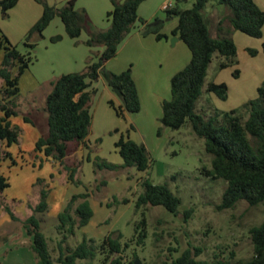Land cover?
<instances>
[{
  "label": "trees",
  "instance_id": "16d2710c",
  "mask_svg": "<svg viewBox=\"0 0 264 264\" xmlns=\"http://www.w3.org/2000/svg\"><path fill=\"white\" fill-rule=\"evenodd\" d=\"M114 8L108 12L110 25L106 29L97 28L85 8H78L76 0H68L61 6L45 4L40 19L32 26L25 37V44L34 48L36 43L30 42L44 37L45 29L55 17L63 21L66 32L71 38H78L83 31L89 33L86 44L102 46V51H93L83 71L64 73L54 79L52 91L46 98L48 113V133L42 135L35 144V150L47 158L63 163L69 154V144L84 142L90 133L92 123L91 102L93 92L88 90L92 82L103 77L109 88L120 100L111 105L118 115L127 112H138L141 100L131 68L115 73L106 68V63L118 53L119 45L132 31L138 21L146 24L139 15V7L145 0H112ZM176 4L165 10L166 18H178V25L173 30L189 47L192 57L190 62L177 71L171 78V97L162 105L161 122L171 129L178 130L190 122L194 132L205 139V150L212 156V168L203 166L206 176L212 180L224 179L227 183L219 209L234 207L245 200L255 206L264 203V82L258 87L255 98L249 99L241 108L231 111H215L206 116L197 111V102L204 91L215 93L227 99L228 85L225 82H207L209 68L214 57H219V66L225 68L235 62L238 47L234 39L224 32L214 36L205 16L210 0H195L189 8H181ZM218 4L230 9L225 16L235 30H240L252 37L261 38L264 29V9L255 0H217ZM18 0H0V8L6 12L14 7ZM161 27L154 30L146 27L143 33L154 32L159 39L168 37L160 32ZM63 38L58 34L51 37L52 42ZM3 60L0 65V192L11 185L8 175L2 172L1 165L10 159L12 165L18 161L7 149L20 142L22 128L12 121L18 116L16 99L20 94L19 79L33 61L32 49L23 52L13 44L0 28V51ZM264 52V42L262 44ZM249 53L256 55L259 50L250 48ZM25 121L35 123L26 114ZM116 146L123 158V167L135 166L140 171H147L151 166V157L147 147L130 138L122 137ZM20 152H23L20 149ZM100 168H116L118 165L103 160ZM68 180L74 184L77 167L65 165ZM45 179H38L42 184ZM144 191L137 199V208L146 205H163L173 213L178 212L181 198L175 194L167 183L157 184L150 179L142 182ZM91 192L74 194L58 215L57 229L63 234L58 241L59 255L53 257L48 239L42 231L40 214L49 211L48 189L41 190L40 201L33 206V213L21 220L27 233L32 236L31 248L37 258V264H80V260L93 259L100 251L104 255L101 264H127L124 251L130 245L123 242V234L118 237L105 236L99 245L95 239L84 238L75 247L65 245L68 237L74 236L77 229L86 226L94 216L90 201ZM13 220L19 217L9 205L0 201ZM192 210L187 213L190 214ZM147 219L144 216L137 223L135 238L142 244L147 238ZM253 243V255L248 259H239L234 264H264V221L250 229ZM134 238L131 239L133 241ZM191 249L183 251L179 256L164 264H203ZM129 264H136L134 260Z\"/></svg>",
  "mask_w": 264,
  "mask_h": 264
},
{
  "label": "rangeland",
  "instance_id": "374dc122",
  "mask_svg": "<svg viewBox=\"0 0 264 264\" xmlns=\"http://www.w3.org/2000/svg\"><path fill=\"white\" fill-rule=\"evenodd\" d=\"M194 1L190 0L189 7ZM255 1L264 9V0ZM46 3L55 5L57 0H18V3L6 12L0 8V28L3 33L7 31L14 39L16 38L12 43L23 52L32 49L33 53L31 68L29 66V71L20 76V94L16 99V110L21 117L26 114L32 117L39 112L43 120H46L48 115L45 108L46 98L53 85L50 81L39 78L35 73V67L42 64L50 67L54 64L55 54L61 45L47 41V48L43 44L41 46L43 37L38 40L33 38L30 42L36 45L30 48L24 40L32 26L40 19L41 16L38 15L44 11ZM226 8L228 7L218 4L217 0H210L206 7L208 11L214 9L220 12ZM160 15L165 16V10L161 11ZM207 19L210 20L208 17ZM170 25L169 23L168 26ZM22 30L24 34L19 36V39L25 37L22 42H18L17 36ZM167 32L170 33L169 28ZM233 32H237L235 37ZM228 34L238 47L236 60L229 66L221 68L220 59L216 55L206 80L225 82L229 89L228 97L223 99L205 90L197 102V111L206 116L212 115L215 111L224 112L241 108L249 99L257 96L258 87L264 82V54L249 53L250 48L259 50L258 47L262 46L264 29L261 38L252 37L235 29L229 30ZM147 43V51L144 54L151 56L153 45ZM175 51L177 54L179 47H176ZM3 55L4 52L1 50L0 65ZM145 56L143 55L144 59ZM165 69L166 62L164 67L159 68V82L155 76L159 84L165 81ZM32 76L36 77V80L39 78V84H36ZM149 90L152 91L150 86ZM158 91L166 99H170L171 83L169 90L161 87ZM143 98L144 103H141L138 112L125 111L118 115L106 96L99 102L93 93L92 123L87 137L89 141L86 154L84 153L86 157L83 159L82 156L79 162L74 160L70 163L77 167L76 179L81 181L79 184H65L63 180L65 167L61 165L49 161L41 167V162L37 161L35 166V159L27 149L33 141L31 133L29 129H22L20 142L7 148L17 159L18 164L12 165L8 159L1 165L2 172L9 176L11 182L4 194H8L12 211H19L22 208L21 205L24 203L22 197L28 193L27 188L31 187L33 191L32 187L38 179H45L40 185L48 189L49 209L52 205H57L68 192L72 194L87 189L91 192L90 201L94 216L86 226L77 229L74 236L68 237L65 245L75 247L84 238H93L95 244L99 245L105 236L110 234L118 237L122 233V241L130 243L123 253L127 264L136 259L139 260V264H164L187 249H191L194 255L199 252L197 259L203 264H234L239 259L250 258L254 251L250 229L264 221V203L252 206L242 200L232 208L219 209L227 183L222 178L212 180L205 175L203 166L212 168V156L205 150V139L194 132L190 122L178 130L165 126L161 122L162 107L147 103V100L153 99L154 96L146 90ZM113 101L117 106L120 104L119 99ZM44 110L46 115H42ZM30 124L35 128L34 123ZM37 129L39 130V127ZM122 137L130 138L147 147L152 161L147 171H140L135 166L121 165L123 158L116 142ZM20 147H23V152H20ZM103 160L118 167L100 168L98 163ZM147 178L153 183H167L181 198L177 213L169 211L163 205L137 208V199L144 191L142 182ZM27 204L26 202L25 206ZM55 209L45 213H48L49 217L41 218V227L48 239L53 257L57 258L58 241L63 234L57 229L58 216L55 215ZM189 210H192L190 214L187 213ZM2 212L8 213V218L10 217L11 222L16 225L21 223V220L20 218L13 220L10 213L4 207H0V264H15L14 255L8 257L10 249H17L16 246H12L14 238L9 230L13 223H4L8 218H4ZM143 212L147 219V238L142 244H137L136 226L143 218ZM103 258L104 255L98 251L93 259L80 260L79 263L101 264Z\"/></svg>",
  "mask_w": 264,
  "mask_h": 264
},
{
  "label": "crops",
  "instance_id": "0c3cea01",
  "mask_svg": "<svg viewBox=\"0 0 264 264\" xmlns=\"http://www.w3.org/2000/svg\"><path fill=\"white\" fill-rule=\"evenodd\" d=\"M66 1L68 0H57V3L55 5L61 6ZM166 1L168 0H145L141 3L139 7V15L141 18L146 20V24L142 23L141 21H138L132 31L119 45L117 55L111 58L106 63V68L115 73H120L122 71L127 70L128 68H131L134 79L136 81L141 103H144L143 95L146 93L147 90V92L151 93V95L154 96L153 99L149 101L147 100V103L154 104L158 107H162L164 100H166V98L162 96L158 90L161 87L166 88V91L169 90L172 76L177 71L185 67L190 62L192 57L189 47L186 46V43L181 40L178 35V40L173 45L171 44V38L175 36L173 34V30L178 25V19L176 17L166 18L165 16L160 15V12L164 11L163 4ZM172 1L174 2V4H176V0ZM189 2L190 0H180L178 5L181 8H189ZM76 6L78 8H85L87 10L92 22L97 28L106 29L110 25V21L107 18V14L114 8L112 0H76ZM42 14L43 12L41 13V15L38 16L40 17L42 16ZM229 14V8H226L225 11L221 12L219 10L214 9L212 11H208L207 9L205 10L206 19L207 17L210 19L209 21L207 19V21L214 36H218L221 33L228 32L229 30L233 29L229 21L224 20L225 16ZM169 23L171 24L170 26H168ZM146 27L151 30H154L157 27H161L160 32L167 35L168 37H163L159 39L157 37V34L152 31L143 33ZM168 28L170 29V33L167 32ZM23 32V30L22 32H19V35L17 36V40H19L18 42H22V40H24L25 36L23 38L20 37L19 39V36H23ZM236 33L237 32H233L234 37ZM4 34L8 36L11 42H15L16 38L14 39V37L10 33H7V31H5ZM58 34L62 35L63 38L60 41L56 42L57 45H61L59 47L58 52H56L55 54L56 62L54 64H51L50 67L44 64L35 67V73L38 74V77L42 80L52 82L54 79L64 73L83 71L87 65L88 58L92 56L93 51L103 50L102 46L92 47L86 44V41L89 38V33L87 31H83L81 36L78 38L69 37L66 32L65 25L60 17H55L50 23V25L45 29L44 40L40 43L41 46L43 44V46L45 45V47L47 48V41H51V37ZM147 42H150V44L153 45V54L151 56L144 54L147 51ZM176 47H179V52H177V54L175 51ZM261 47H258V55L261 53L264 54ZM143 55H146L145 59ZM165 62V81L164 83L159 84V68L164 67ZM31 64L32 63H30L29 65L30 68ZM68 66L74 67L72 69H68ZM27 69L23 72L24 75L29 71V69ZM155 76H157L156 78L158 82H156ZM38 77L36 80V77L32 76V79H34L36 84H39ZM149 86L152 88V91L149 90ZM88 90L96 94V98L99 100V102H101L105 96L107 97L108 101L118 99L115 93L109 88L103 77H100L99 80L92 82L91 85L88 87ZM43 114L46 115L45 110L43 111L42 115ZM35 116H32L33 120L35 121V128L33 125L30 126L31 122L25 121L24 118L21 117V115L12 117V121L14 124L19 125L23 130L25 128L29 129L31 133L33 141L30 142L27 149L31 151L32 157L35 159V166L37 165V161L41 162V167H44L45 163L50 161L55 165H61L65 167V165H72L73 163H70L74 162V160L79 162L82 156L83 159H85L86 149L89 141L87 138L84 142H72L73 144H69V154L65 158L63 163L57 162L51 158H47L43 153L36 151L35 144L37 140L42 136L43 133L47 134L49 128L47 123L48 115H46V120H43V117L40 118L39 112ZM36 126L39 127V130ZM23 147L20 148L23 150ZM24 156L27 155L24 154ZM64 169L65 173L63 174V180L65 181V184L75 185L74 183L68 180V171L66 170V168ZM34 180L33 182L35 183ZM43 187L44 185L35 183L32 187L33 191H31V187L27 188L28 193L24 197H22V200L24 202L21 205L22 208L19 209V211L14 212L16 216L20 218V220L25 219L33 213V206H36L39 203L41 197V190ZM83 192L78 190L72 194L70 192L64 194L60 202H58L57 205H52L50 209L54 210L56 208L55 215L58 216L59 213L64 209L72 195ZM26 197L28 198L27 201ZM0 201L10 206V199L8 197V194L5 195L4 192H0ZM26 202L28 204L25 206ZM1 214L4 218H8V213L2 212ZM40 217L44 218L49 216L48 213H44L41 214ZM4 223L12 224L13 222H11V219L9 217L6 221H4ZM9 230L12 233V238H14V240L12 241V246H16L17 249H10L8 257L10 255H14L13 261L15 262V264H26L25 262H27V264H37V258L31 248L32 236L27 233L26 229L22 225V222L18 225L13 223L11 227H9Z\"/></svg>",
  "mask_w": 264,
  "mask_h": 264
},
{
  "label": "built area",
  "instance_id": "2783aa9c",
  "mask_svg": "<svg viewBox=\"0 0 264 264\" xmlns=\"http://www.w3.org/2000/svg\"><path fill=\"white\" fill-rule=\"evenodd\" d=\"M175 4L172 0H168L163 4V9L166 10L168 8L173 7Z\"/></svg>",
  "mask_w": 264,
  "mask_h": 264
},
{
  "label": "water",
  "instance_id": "95a60500",
  "mask_svg": "<svg viewBox=\"0 0 264 264\" xmlns=\"http://www.w3.org/2000/svg\"><path fill=\"white\" fill-rule=\"evenodd\" d=\"M177 40H178V36H177V35L173 36V37H172V40H171V41H172V44H174ZM135 263H136V264H139V260L136 259V260H135Z\"/></svg>",
  "mask_w": 264,
  "mask_h": 264
}]
</instances>
